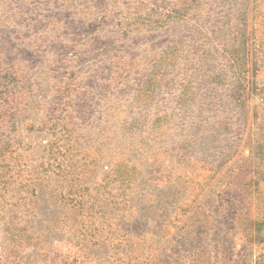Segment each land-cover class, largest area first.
Masks as SVG:
<instances>
[{
	"label": "rangeland",
	"instance_id": "rangeland-1",
	"mask_svg": "<svg viewBox=\"0 0 264 264\" xmlns=\"http://www.w3.org/2000/svg\"><path fill=\"white\" fill-rule=\"evenodd\" d=\"M0 264H264V0H0Z\"/></svg>",
	"mask_w": 264,
	"mask_h": 264
}]
</instances>
